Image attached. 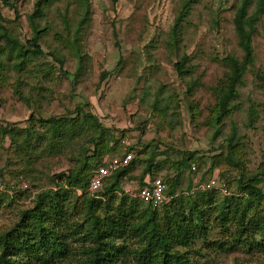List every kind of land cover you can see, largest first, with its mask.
<instances>
[{"label": "rangeland", "instance_id": "1", "mask_svg": "<svg viewBox=\"0 0 264 264\" xmlns=\"http://www.w3.org/2000/svg\"><path fill=\"white\" fill-rule=\"evenodd\" d=\"M37 1L0 0V32L6 30L28 48L36 28L42 50L21 58L19 46L0 40V128L8 133H0V236L19 223L39 193L55 189L57 176L86 169L89 178L94 166L119 157L124 148L135 163L121 174L114 207L122 199L130 207L134 198L140 212L148 205L130 189L158 178L168 189L175 163L186 153L194 156L175 189L183 197L193 179L209 178L211 168L231 193H237L240 180L248 183L264 171V16L255 19L257 0L244 15L241 0H54L32 22ZM188 1L191 9L175 35ZM229 55L248 68L230 116L218 124L213 88L224 76L222 59ZM181 61L187 70L183 76L174 68ZM85 115L109 133L95 144L91 137L99 132L93 133ZM50 118L74 125L60 150L49 152L48 143L26 149L23 131L31 129L42 142L49 138L42 121ZM229 139L241 167L225 163ZM22 183L27 189L18 188ZM254 186L264 193L263 179ZM75 194L82 193L77 189ZM227 236L213 229L206 242L175 250L192 264H264V255L244 247L211 246L230 242ZM126 245L130 254L117 264H137L135 245ZM79 247L74 245L68 264L84 263Z\"/></svg>", "mask_w": 264, "mask_h": 264}, {"label": "trees", "instance_id": "2", "mask_svg": "<svg viewBox=\"0 0 264 264\" xmlns=\"http://www.w3.org/2000/svg\"><path fill=\"white\" fill-rule=\"evenodd\" d=\"M52 1L38 0L31 21L35 17H42L43 8ZM251 1L241 0L240 15H244ZM255 2L254 16L257 19L264 16V0ZM191 4L192 1H188L183 5L173 34H177L180 22L189 13ZM32 32L34 35L27 41L28 48L10 38L6 30L0 32V40L3 39L7 46H19L21 58L30 53L39 56L42 54L38 45L41 31L33 28ZM1 51L0 47V54ZM183 61L174 65L180 76L187 72ZM222 62L224 76L213 88L218 124L230 116L248 68L244 61L233 55L224 57ZM84 120L93 128V133L99 132L98 137H91L92 144L109 134L92 115H85ZM41 126L47 129L50 139L41 142L39 137H34L31 129H25L23 141L28 145L26 149L48 143V151L56 152L60 150V144L66 142L64 138L74 131L73 123L54 118L42 121ZM6 131L7 128H0L4 137L8 134ZM227 143L226 165L241 167L242 164L234 155L233 139L227 140ZM193 156L194 153H186L180 162L175 163V179L165 192L168 203L159 209L148 206L141 212L134 198L130 199V207L126 203L127 199H122L114 207L113 192L120 183L121 174L133 167V159L109 176L101 191L95 194H88V186L99 166H94L89 178L84 176L86 169L57 176L59 182L55 183V189L39 193L32 208L21 213L19 223L0 236V264H68L74 257L75 244L80 246L79 251L84 255L83 264H117L120 258L130 254L127 241L135 245L132 256L137 264H192L184 253H179L175 248L188 249L197 241L206 242L213 229L224 230L230 238V242L211 244L215 250H230L240 246L250 253L264 255V193L254 186L257 178L264 180V171L248 183L240 180L237 193H231L225 186L228 194L219 190H197L191 194L189 187L186 197L181 193L176 195L175 189L183 170L190 167L188 163ZM213 169H210V176ZM147 185V182H141L137 190ZM77 189L81 191V196H76ZM216 195L222 196L223 200L218 201Z\"/></svg>", "mask_w": 264, "mask_h": 264}, {"label": "built area", "instance_id": "3", "mask_svg": "<svg viewBox=\"0 0 264 264\" xmlns=\"http://www.w3.org/2000/svg\"><path fill=\"white\" fill-rule=\"evenodd\" d=\"M132 159V155L129 152H126L124 148L123 153L119 157H114L111 159L105 158L102 164L97 168L95 173L92 175L89 181L88 193L95 194L104 186L105 180L111 176L113 173L118 171L120 168L126 166L130 160ZM193 172H196V167L193 165L191 167ZM198 178L193 179L192 187L190 193L197 190L203 191H211V190H219L223 194H228V191L224 184H222L216 172H213L209 178L203 182H199ZM26 183H22L18 188L20 190L27 189ZM3 185L0 183V191H3ZM129 190L126 191L128 193ZM166 185L164 184L161 178L154 179L148 183L147 186L134 191L130 189V195L138 198L139 200L146 203L153 209H159L164 204H167L169 199L165 195Z\"/></svg>", "mask_w": 264, "mask_h": 264}]
</instances>
